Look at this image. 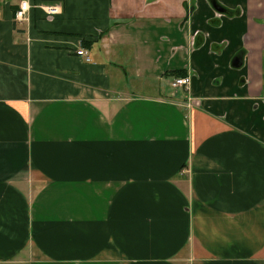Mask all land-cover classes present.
Segmentation results:
<instances>
[{"label": "crops", "instance_id": "0c3cea01", "mask_svg": "<svg viewBox=\"0 0 264 264\" xmlns=\"http://www.w3.org/2000/svg\"><path fill=\"white\" fill-rule=\"evenodd\" d=\"M22 1L0 0V264H264V0H28L61 13L19 24Z\"/></svg>", "mask_w": 264, "mask_h": 264}, {"label": "built area", "instance_id": "2783aa9c", "mask_svg": "<svg viewBox=\"0 0 264 264\" xmlns=\"http://www.w3.org/2000/svg\"><path fill=\"white\" fill-rule=\"evenodd\" d=\"M34 7L44 10L45 13L51 17L57 16L61 13L60 3H46L33 6L28 0H23L22 2H20L19 9L15 14V21L19 24L29 22L31 10ZM77 54L79 56H84L86 61L88 62L91 60L88 55V52L85 50H78ZM170 85L173 90H180L185 93H189L191 91L192 78L189 75L175 77L171 80Z\"/></svg>", "mask_w": 264, "mask_h": 264}, {"label": "flooded vegetation", "instance_id": "af4514ba", "mask_svg": "<svg viewBox=\"0 0 264 264\" xmlns=\"http://www.w3.org/2000/svg\"><path fill=\"white\" fill-rule=\"evenodd\" d=\"M212 7L215 10V16L217 17V20H220L221 18H223L225 15L228 17H231L233 15V12L231 10H229L228 8H226L225 6H223L218 0H208ZM193 12V8L190 7L189 11H188V16H190ZM244 61V57L243 54H239L233 61V67H238L240 68L243 64ZM186 75L191 76V78L193 77L192 74L187 73V71H185Z\"/></svg>", "mask_w": 264, "mask_h": 264}, {"label": "trees", "instance_id": "16d2710c", "mask_svg": "<svg viewBox=\"0 0 264 264\" xmlns=\"http://www.w3.org/2000/svg\"><path fill=\"white\" fill-rule=\"evenodd\" d=\"M186 72L185 71H175L172 72L170 75H174V77H182L185 76Z\"/></svg>", "mask_w": 264, "mask_h": 264}]
</instances>
